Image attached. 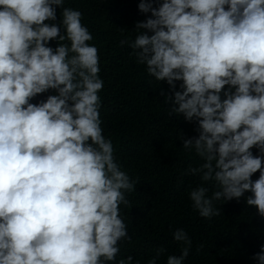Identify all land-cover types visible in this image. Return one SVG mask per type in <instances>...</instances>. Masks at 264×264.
Returning a JSON list of instances; mask_svg holds the SVG:
<instances>
[{
  "label": "clouds",
  "instance_id": "clouds-1",
  "mask_svg": "<svg viewBox=\"0 0 264 264\" xmlns=\"http://www.w3.org/2000/svg\"><path fill=\"white\" fill-rule=\"evenodd\" d=\"M64 5L0 0V264H140L117 260L131 240L120 206L139 180L104 135L94 37ZM138 10L151 15L120 44L169 85L170 113L196 122L181 147L204 163L187 171L215 189H192L193 210L210 219L214 201L244 197L264 218V0H141ZM172 235L181 254L166 264H183L192 241ZM253 259L264 264V245Z\"/></svg>",
  "mask_w": 264,
  "mask_h": 264
},
{
  "label": "trees",
  "instance_id": "trees-1",
  "mask_svg": "<svg viewBox=\"0 0 264 264\" xmlns=\"http://www.w3.org/2000/svg\"><path fill=\"white\" fill-rule=\"evenodd\" d=\"M141 0H65V7L82 12V23L92 33L100 58L99 92L104 135L113 141L115 156L132 179H138L136 191L127 194L131 206H120V215L131 240L120 242L121 257L132 255L140 264L163 249L157 264H166L169 255L181 254L182 245L173 240V232L183 229L192 244L183 264H258L253 259L264 245V218L255 207L239 201H214L221 214L202 218L193 210L188 193L204 183L200 175L187 170L204 161L194 151L181 146L184 139L197 136V124L183 114L172 115V104L165 103L161 91L170 93L166 82L149 76L146 66L137 62L128 44L134 40L135 23L151 13L139 12ZM156 4L154 3V7ZM57 7V21L61 19ZM56 47V42H50ZM177 90H179V83ZM50 90L32 101L45 99ZM257 154V149H252ZM259 173L254 174L253 180ZM248 194L246 193L245 196ZM223 203V204H222Z\"/></svg>",
  "mask_w": 264,
  "mask_h": 264
}]
</instances>
